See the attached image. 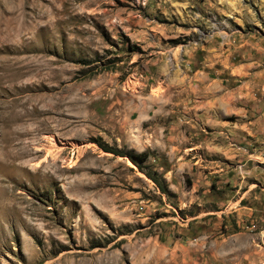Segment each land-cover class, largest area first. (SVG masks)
<instances>
[{
    "label": "rangeland",
    "instance_id": "1",
    "mask_svg": "<svg viewBox=\"0 0 264 264\" xmlns=\"http://www.w3.org/2000/svg\"><path fill=\"white\" fill-rule=\"evenodd\" d=\"M245 114L264 0H0V264H264Z\"/></svg>",
    "mask_w": 264,
    "mask_h": 264
},
{
    "label": "crops",
    "instance_id": "2",
    "mask_svg": "<svg viewBox=\"0 0 264 264\" xmlns=\"http://www.w3.org/2000/svg\"><path fill=\"white\" fill-rule=\"evenodd\" d=\"M244 117L246 118H243L242 115L239 116L236 124L227 126L226 134L238 138L264 136V118H254L248 114H245Z\"/></svg>",
    "mask_w": 264,
    "mask_h": 264
},
{
    "label": "bare ground",
    "instance_id": "3",
    "mask_svg": "<svg viewBox=\"0 0 264 264\" xmlns=\"http://www.w3.org/2000/svg\"><path fill=\"white\" fill-rule=\"evenodd\" d=\"M25 68H28V66H26L25 65ZM2 69H5L7 72H8V74H10V75H7V76H11V78L13 79V80H15V79H17L18 77H21L22 75L24 76V71H22L23 70V68L22 67H16L15 66V63L13 64H9V65H5ZM4 73H6V72H4ZM8 79H10V77L8 78ZM12 79H11V81H12ZM13 83V82H12ZM15 85V84H14ZM22 90H23V92L25 91H29L30 90V86L28 85V84H25V83H23V85H22ZM21 90V91H22ZM14 109V108H13ZM12 109V110H13ZM15 114V115H14ZM13 115H14V118L12 117V119H14V121L16 120H18L19 121V119L20 118H22V117H25V115H28V113H27V109H25V110H23L22 112L20 111V112H15ZM22 120V119H21ZM61 150H62V148L60 147H58V148H56V150H53V153H52V156L56 159L57 157H58V155H60V153H61ZM63 151V150H62Z\"/></svg>",
    "mask_w": 264,
    "mask_h": 264
},
{
    "label": "trees",
    "instance_id": "4",
    "mask_svg": "<svg viewBox=\"0 0 264 264\" xmlns=\"http://www.w3.org/2000/svg\"><path fill=\"white\" fill-rule=\"evenodd\" d=\"M106 151L119 154L121 152L113 150L112 148H105ZM122 155H127L129 159L136 164L139 168L143 169V163L147 161L149 157V153L147 151L141 152V153H129V154H122ZM156 181H158L157 178H155ZM159 183V182H158Z\"/></svg>",
    "mask_w": 264,
    "mask_h": 264
}]
</instances>
